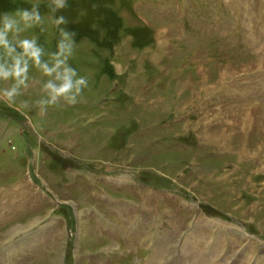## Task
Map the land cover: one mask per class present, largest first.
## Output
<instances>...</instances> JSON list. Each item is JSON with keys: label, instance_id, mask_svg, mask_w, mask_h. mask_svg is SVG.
Here are the masks:
<instances>
[{"label": "rangeland", "instance_id": "374dc122", "mask_svg": "<svg viewBox=\"0 0 264 264\" xmlns=\"http://www.w3.org/2000/svg\"><path fill=\"white\" fill-rule=\"evenodd\" d=\"M33 2L0 0V16ZM39 2L22 38L54 52L60 27L74 33L69 63L88 87L42 112L32 67L22 95L0 98V264H254L264 0H67L60 27Z\"/></svg>", "mask_w": 264, "mask_h": 264}, {"label": "clouds", "instance_id": "9594fccd", "mask_svg": "<svg viewBox=\"0 0 264 264\" xmlns=\"http://www.w3.org/2000/svg\"><path fill=\"white\" fill-rule=\"evenodd\" d=\"M47 6L57 27L67 23L65 17L55 16L67 7V0H48ZM39 8V0H34L30 10L21 8L0 16V81H12L0 89V98L11 103L22 95V90L29 86L30 68L34 67L47 78L42 84L44 95L36 102L45 112L61 102L68 106L77 104L88 87V78L69 63L75 49L74 33L60 27L61 39L54 52L46 51L37 37L22 38V33L42 24Z\"/></svg>", "mask_w": 264, "mask_h": 264}, {"label": "bare ground", "instance_id": "6f19581e", "mask_svg": "<svg viewBox=\"0 0 264 264\" xmlns=\"http://www.w3.org/2000/svg\"><path fill=\"white\" fill-rule=\"evenodd\" d=\"M31 227H33V225L28 226V228L26 227L25 230H28V229H30ZM14 228H15V229H14ZM23 228H25V227H23ZM21 230H24V229L16 228L15 226L12 227V228H10V229L8 230L7 235H10L11 237H8L7 241L13 239L14 236H15L16 234H18V233L21 232ZM38 234H39V232H37V235H38ZM3 239H4V238H3ZM14 243H15V242H14ZM13 248H14V247H13Z\"/></svg>", "mask_w": 264, "mask_h": 264}]
</instances>
